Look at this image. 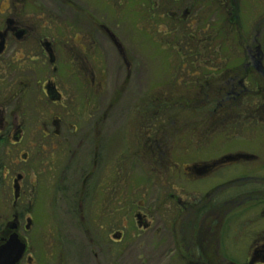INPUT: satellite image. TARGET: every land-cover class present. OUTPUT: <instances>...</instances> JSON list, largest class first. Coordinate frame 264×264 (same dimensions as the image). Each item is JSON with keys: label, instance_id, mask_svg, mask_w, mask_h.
Returning a JSON list of instances; mask_svg holds the SVG:
<instances>
[{"label": "rangeland", "instance_id": "1", "mask_svg": "<svg viewBox=\"0 0 264 264\" xmlns=\"http://www.w3.org/2000/svg\"><path fill=\"white\" fill-rule=\"evenodd\" d=\"M9 1L0 0L1 18ZM18 1L25 22L37 19L39 30L34 33L41 34L40 39L86 34L94 52L87 55L88 70L82 81L70 73L74 71L70 65H75L69 51L59 53L67 76L65 87L79 93L83 86L86 93L84 111L77 102L78 120L68 121V111L42 99L40 87L52 71L48 58L40 54L46 77L23 100L26 115L9 122V129L16 131L21 125L24 130L19 145L8 144V179L25 175L28 196L21 204L29 210L24 225L31 221L29 238H34L36 263L181 264L156 208L150 209L155 215L153 228L147 233L138 229V210L147 212L145 208L162 195L159 185L146 180L147 171L163 170L155 159L150 158L149 166L138 162L136 155H142L144 146L154 149L156 141L175 147L179 145L175 136L184 133V146H213L227 152L246 149L264 156V101L261 107H252L238 88L230 99L225 87L228 72L245 76L243 65L250 52L264 50V0H231L228 8L218 0ZM222 29L228 34L225 39ZM249 77L248 94H255L261 80L256 73ZM169 103L177 106L167 114ZM242 108L248 115H258L254 118L259 121H251L248 128L240 120L233 124L229 118L242 114ZM35 110L40 116H35ZM57 114L65 115L60 123L54 120ZM38 129L71 131V137L62 138V144L52 150L41 145ZM99 130L113 148L104 153L105 163L119 172L120 212L116 213L111 202L105 200V206L99 201L97 193ZM134 130H142L135 139ZM157 133L161 137H155ZM24 155L28 160L22 163ZM113 158L117 166L110 165ZM11 182L7 196L0 200V226L14 222L17 208ZM117 233L124 234L119 244L113 243Z\"/></svg>", "mask_w": 264, "mask_h": 264}, {"label": "flooded vegetation", "instance_id": "2", "mask_svg": "<svg viewBox=\"0 0 264 264\" xmlns=\"http://www.w3.org/2000/svg\"><path fill=\"white\" fill-rule=\"evenodd\" d=\"M20 4L18 0H10L5 12H1L4 18L0 17V200L7 196L8 182L13 180L10 193L17 208L13 214L14 222L0 226V250L16 236L25 246L23 256L17 264H37L34 257L36 253L31 246L34 238H29L31 221L29 225H24L29 210L21 204L28 192L25 175L18 173L16 179H8V144L19 145L23 141L24 130L21 125L17 126L16 131L9 129V122L25 114L21 108L23 100L31 88L40 86L46 77V70L40 66V54L45 55V59L48 58L51 65L48 70L52 71L42 88L40 87L42 99L47 104L63 107L62 109L68 111L65 117L68 121L78 120L77 102L79 101L81 106L80 111H84L82 105L84 106L86 93L83 86L79 88L80 94L76 89L65 87L64 80H67V76H63L64 67L61 65L59 53L69 51L75 65H70L75 71L70 73L82 81L88 70L87 55L94 52L88 45L86 34L40 39L42 35L34 33L39 30L37 19L26 20V23ZM105 31L124 55L114 35L107 29ZM234 73L228 72L225 78V87L230 99L235 98V89L238 88L246 101L250 100V106L261 107V102L264 101V50L257 48L256 51L250 52V59H245L243 65L242 73H245V76L238 77ZM255 73L259 75L261 84L256 83L255 94H248L250 92L247 80ZM241 113L229 118L233 124L240 120L248 128L247 124L251 121H259L254 118L258 115H248L243 108ZM34 114L36 117L40 116L37 110ZM64 116L57 114L54 120L60 123ZM260 116L263 118L262 114ZM103 117L101 114V121H104ZM141 131H132L133 134L136 133L133 139L138 137ZM36 133L42 138V144L37 141L34 144H41L52 150L62 144V138L71 137V131L38 129ZM132 133L129 132L130 139ZM103 135V130H99L96 136L100 154V163L97 166V174L100 176L97 181V193L99 201L104 205L105 200L111 202L113 213H116L120 212L119 172L114 166L111 171L109 163H105L104 153L112 146L107 144ZM155 137L161 136L157 133ZM175 138L179 144L175 147L164 146V140L156 141L154 149L144 146L142 149H145L139 151L142 155H136L139 157V160L136 159L138 162L149 166L150 158L155 159L159 169L163 170L158 172L150 168V172L147 171L149 176L146 180L155 186L159 185L162 195H159L156 204L144 206L147 212L138 210L136 219L140 232L147 233L153 228L155 215L150 209L156 208L167 240L174 244L175 255L178 256L176 261L181 264H239L236 261L264 264V156L246 149L227 152L224 148L213 150V146H184V133L176 135ZM171 149L173 151H169ZM148 154L152 155L147 157ZM27 160L28 156L24 155L22 163ZM37 160L35 159V163ZM114 161L115 158L110 165L117 166L118 160L115 163ZM34 188L37 192L36 184L33 185ZM127 189L131 191L129 187ZM123 238V233H117L113 243L119 244ZM242 243H246L244 248ZM6 261L1 259L0 264H9Z\"/></svg>", "mask_w": 264, "mask_h": 264}, {"label": "water", "instance_id": "3", "mask_svg": "<svg viewBox=\"0 0 264 264\" xmlns=\"http://www.w3.org/2000/svg\"><path fill=\"white\" fill-rule=\"evenodd\" d=\"M17 237L11 238L7 246L0 250V260H7L9 264H17L25 251V246L21 244Z\"/></svg>", "mask_w": 264, "mask_h": 264}, {"label": "trees", "instance_id": "4", "mask_svg": "<svg viewBox=\"0 0 264 264\" xmlns=\"http://www.w3.org/2000/svg\"><path fill=\"white\" fill-rule=\"evenodd\" d=\"M219 1V4H221L222 6H226L227 8H228V5H231L232 4V2H231V0H218ZM221 31V34L223 35V38L225 39L226 37H228V34L227 33H225L224 31H223V29L222 30H220ZM231 34V33H230ZM224 42V41H223ZM222 42V43H223ZM222 43H221V45H222ZM224 44H225V42H224ZM203 86V85H202ZM206 88V87H205ZM170 104V109L169 110H167V114H169L173 109H172V107H174V105H171V103H169ZM168 106V105H167ZM175 106H177V105H175Z\"/></svg>", "mask_w": 264, "mask_h": 264}]
</instances>
